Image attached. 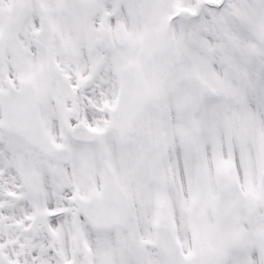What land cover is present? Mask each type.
I'll return each instance as SVG.
<instances>
[{
  "label": "snow or ice",
  "instance_id": "6c2138e0",
  "mask_svg": "<svg viewBox=\"0 0 264 264\" xmlns=\"http://www.w3.org/2000/svg\"><path fill=\"white\" fill-rule=\"evenodd\" d=\"M0 264H264V0H0Z\"/></svg>",
  "mask_w": 264,
  "mask_h": 264
}]
</instances>
